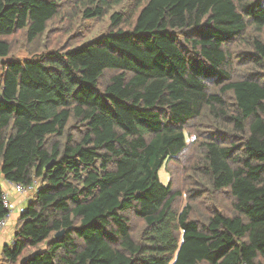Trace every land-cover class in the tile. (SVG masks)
<instances>
[{
  "label": "trees",
  "instance_id": "obj_1",
  "mask_svg": "<svg viewBox=\"0 0 264 264\" xmlns=\"http://www.w3.org/2000/svg\"><path fill=\"white\" fill-rule=\"evenodd\" d=\"M35 181L0 264H264V0H0V221Z\"/></svg>",
  "mask_w": 264,
  "mask_h": 264
},
{
  "label": "built area",
  "instance_id": "obj_2",
  "mask_svg": "<svg viewBox=\"0 0 264 264\" xmlns=\"http://www.w3.org/2000/svg\"><path fill=\"white\" fill-rule=\"evenodd\" d=\"M4 191L2 195L3 203L5 205V209L8 212L7 216L0 221V235L4 233L9 225V221L11 220V217L16 213H21L23 211V208H18L13 204L11 201V198L13 195L17 196H26L29 192V190L36 189L39 187V184L37 181L33 182L32 185L28 188L24 187L23 185L19 183H10V182H3ZM9 243H13L12 238L10 237Z\"/></svg>",
  "mask_w": 264,
  "mask_h": 264
},
{
  "label": "rangeland",
  "instance_id": "obj_3",
  "mask_svg": "<svg viewBox=\"0 0 264 264\" xmlns=\"http://www.w3.org/2000/svg\"><path fill=\"white\" fill-rule=\"evenodd\" d=\"M79 22H80V20L79 19H77L76 20V22H75V29H76V24L78 25L79 24ZM87 33V29H84V30H82L81 32H80V34H79V37H80V39L82 38V36H83V34H86ZM83 39V38H82ZM81 39V40H82ZM80 40V41H81ZM42 41H44V38L43 39H41L40 41H39V43L37 44V48H36V53H37V55H40V54H43L44 53V47H42ZM56 44L57 43H59L60 42V36H58L57 34H56ZM54 46V45H53ZM52 48H50V50H51ZM23 58H27V56L23 53V52H18L17 54H15V56L14 57H12V58H9V59H23ZM27 59H29V58H27ZM188 142L190 141L189 140V138H188V140H187ZM159 179H160V182L161 183H163V184H167L168 183V180H169V175L166 173V171L164 170V168H161L160 169V171H159ZM29 192H30V194H29V196L31 195V194H35V192H36V189H32V190H29ZM28 195V194H27ZM10 223V222H9ZM1 235H3V234H1ZM0 235V236H1ZM6 237H8V239H7V243L10 241V237H11V235L10 236H6Z\"/></svg>",
  "mask_w": 264,
  "mask_h": 264
},
{
  "label": "crops",
  "instance_id": "obj_4",
  "mask_svg": "<svg viewBox=\"0 0 264 264\" xmlns=\"http://www.w3.org/2000/svg\"><path fill=\"white\" fill-rule=\"evenodd\" d=\"M29 194L30 193H28V195L22 196V197L17 196V195H13L12 198H11V201L18 208L24 207L25 203L32 198L33 194H31L30 196H29ZM17 218H18V214L16 213V214H14L11 217V220L9 221L10 223H9L7 229H6V231L8 230V234L9 235L5 234V233H2L3 235L0 236V252L2 250V247L7 244L8 237H6V236H10L11 234H13L14 227H15V222H16Z\"/></svg>",
  "mask_w": 264,
  "mask_h": 264
},
{
  "label": "water",
  "instance_id": "obj_5",
  "mask_svg": "<svg viewBox=\"0 0 264 264\" xmlns=\"http://www.w3.org/2000/svg\"><path fill=\"white\" fill-rule=\"evenodd\" d=\"M60 234H57L56 237H59Z\"/></svg>",
  "mask_w": 264,
  "mask_h": 264
}]
</instances>
